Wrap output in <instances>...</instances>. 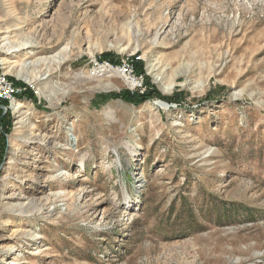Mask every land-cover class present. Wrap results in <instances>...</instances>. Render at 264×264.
Instances as JSON below:
<instances>
[{
	"label": "rangeland",
	"instance_id": "1",
	"mask_svg": "<svg viewBox=\"0 0 264 264\" xmlns=\"http://www.w3.org/2000/svg\"><path fill=\"white\" fill-rule=\"evenodd\" d=\"M130 53L162 98L75 76ZM0 72L39 89L0 99V264H264V0H0Z\"/></svg>",
	"mask_w": 264,
	"mask_h": 264
},
{
	"label": "bare ground",
	"instance_id": "2",
	"mask_svg": "<svg viewBox=\"0 0 264 264\" xmlns=\"http://www.w3.org/2000/svg\"><path fill=\"white\" fill-rule=\"evenodd\" d=\"M29 39H26V40H23V41H18L16 43H12V41L10 42L9 39L5 36V38L3 37L1 40L5 41L4 46L7 43V46H5V47H6V50L10 49L9 51H7V53H10V52H13L14 49L24 48L28 43H32V42L35 41V40H29ZM107 46L109 48H117V46H115L112 43H108ZM69 50H70L69 47L65 46L61 52H58L56 55L51 56L50 58H38L35 61H24V62H21L19 64V67H18V70H17V75L18 76H23L27 81H30V80L33 79V78L31 79L32 71L29 70L30 66H33V65L35 66V65H37V63H39L41 61L43 63H45V64L46 63H51V62L62 63L64 61V59H65L66 53ZM34 53H36V50L31 49L28 54H34ZM3 59H4L5 63H6V61H9L6 58H3ZM150 67H151L150 70H152L154 68V66H152V65H150ZM116 74H117V72H116ZM46 76H48V74H46ZM75 76H77V77L78 76L86 77V78L91 79L93 82H96L91 87H96L97 89L110 90V89H113V88L116 87L115 84L111 81V79L105 78V77L93 76V75L90 74L89 71H88V74L83 72V71H81L79 73H76ZM94 78L97 79V80H95ZM154 80H156L158 83H160V85L162 86L163 90H165V91L171 90L173 88V86H174V81L170 80L167 83H165V81H163L162 76H160V74H158V73H154ZM50 83H51V81L47 82V85H48L47 89L49 88L48 89L49 93H52V91L50 90V87H49ZM66 91H68V90H65V92ZM16 97H14V98H16ZM14 98L12 99V106L11 107L15 111L19 112V111H21L22 108L25 107V105H24L23 101L15 100ZM158 105L164 106L163 103H161V102H159ZM149 107H150V105L145 104V105L142 106V109H148ZM19 123H22V119L19 120ZM18 127H21V125H16L15 126V128H18ZM20 133H21L20 130H18L17 131V135H16V140L19 139L18 138L19 136L23 135V134L21 135ZM28 139L29 140H33L34 136H30ZM75 139L76 138L72 137V134L70 133V134L67 135V137L64 139V141L65 142H68V141L70 142V141H73ZM23 140H25V139L23 138ZM42 141L44 142L43 145L46 146L47 145L46 144V138L44 140H42ZM131 148H132V146H131ZM85 166H86L85 162L82 161L81 159H79L78 162H77V167L79 168V167H85ZM63 175H67L66 172H64ZM42 177L44 178L43 180H45V178H47L49 180H54L56 178L51 173L49 174L47 172ZM12 195H14V194H12ZM25 199H26V201L24 203H21L19 205V207L18 208L16 207L17 209H15L20 214L26 213L27 211H30V212L31 211L32 212L42 211V209L45 206V204L50 201V198L48 196H42V197H37V198L36 197H26Z\"/></svg>",
	"mask_w": 264,
	"mask_h": 264
},
{
	"label": "built area",
	"instance_id": "3",
	"mask_svg": "<svg viewBox=\"0 0 264 264\" xmlns=\"http://www.w3.org/2000/svg\"><path fill=\"white\" fill-rule=\"evenodd\" d=\"M136 60H139V58L134 57L131 53L116 60L103 58L101 54L92 55L88 60L90 66L88 71L91 75L97 77L119 78L126 84L125 88L130 93H142L146 88L145 78L144 74L136 69L134 63ZM27 84L23 87L17 86L5 73L0 72V99L12 101L15 96H20L28 91L38 94L37 85L30 82Z\"/></svg>",
	"mask_w": 264,
	"mask_h": 264
},
{
	"label": "trees",
	"instance_id": "4",
	"mask_svg": "<svg viewBox=\"0 0 264 264\" xmlns=\"http://www.w3.org/2000/svg\"><path fill=\"white\" fill-rule=\"evenodd\" d=\"M150 94L145 96V95H139L138 97L134 96V94H131L128 90H123L122 92L119 93H115V92H109L106 94H100L98 95L99 98L102 101H106L108 99H117V98H121V99H125L126 101L132 102L134 104L140 105L141 103H143L147 98L150 97H159L162 98L160 96V94L154 90L149 92ZM177 95H172L171 97H166V100H176ZM164 98V97H163ZM2 102L0 101V104ZM4 118H6L7 120H9V117L6 115ZM4 119H0V121H2Z\"/></svg>",
	"mask_w": 264,
	"mask_h": 264
}]
</instances>
